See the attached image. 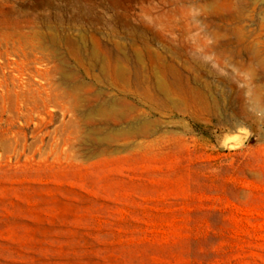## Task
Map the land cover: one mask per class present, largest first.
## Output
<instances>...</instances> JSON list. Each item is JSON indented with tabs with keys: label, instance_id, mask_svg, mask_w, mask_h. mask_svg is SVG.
<instances>
[{
	"label": "rangeland",
	"instance_id": "1",
	"mask_svg": "<svg viewBox=\"0 0 264 264\" xmlns=\"http://www.w3.org/2000/svg\"><path fill=\"white\" fill-rule=\"evenodd\" d=\"M0 264H264V0H0Z\"/></svg>",
	"mask_w": 264,
	"mask_h": 264
}]
</instances>
